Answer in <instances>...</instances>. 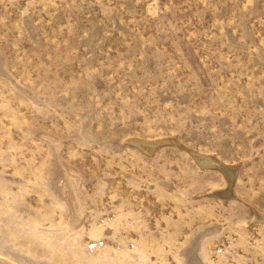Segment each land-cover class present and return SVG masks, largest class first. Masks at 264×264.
<instances>
[{
	"label": "rangeland",
	"instance_id": "obj_1",
	"mask_svg": "<svg viewBox=\"0 0 264 264\" xmlns=\"http://www.w3.org/2000/svg\"><path fill=\"white\" fill-rule=\"evenodd\" d=\"M263 216L264 0H0V264H264Z\"/></svg>",
	"mask_w": 264,
	"mask_h": 264
},
{
	"label": "bare ground",
	"instance_id": "obj_2",
	"mask_svg": "<svg viewBox=\"0 0 264 264\" xmlns=\"http://www.w3.org/2000/svg\"><path fill=\"white\" fill-rule=\"evenodd\" d=\"M174 138V137H173ZM176 138V137H175ZM137 139V138H136ZM168 139H170L171 140V138H168ZM165 140V139H164ZM164 140H160V141H158V142H150V141H142V139L140 140V141H136V143L138 144V145H140L141 147H143V148H145V149H147V151L149 150H151V149H155V147L158 145L159 146V144H161ZM133 141V140H132ZM167 141V140H166ZM171 141H173V139L171 140ZM176 141V140H175ZM168 142H170L169 140H168ZM174 142V141H173ZM173 142H171V143H173ZM178 142V141H177ZM167 143V142H166ZM180 144L182 143V142H179ZM175 144H178V143H175ZM184 147H186V146H184ZM191 150V149H190ZM193 150V149H192ZM144 151H146V150H144ZM154 151V150H153ZM151 152V151H150ZM190 152V151H189ZM193 152V151H192ZM152 153V152H151ZM193 154V153H192ZM194 157H195V159L196 160H198L199 162H203V165L205 166V165H207V166H213V167H216V168H218V170L224 175V176H226L225 177V179L227 178V180H229V182H231V184H232V181L235 179V177H236V174H237V167H236V165H234V163H233V165H231V164H229L228 162H224V161H222L221 159H219L215 154H207V153H202V152H194ZM235 164H237V163H235ZM202 165V164H201ZM202 165V166H203ZM235 181V180H234ZM233 181V182H234ZM228 184H230V183H228ZM229 187H231L230 185H229ZM229 190V189H228ZM224 191V190H223ZM219 193V192H218ZM224 193V192H223ZM222 193V194H223ZM224 195V194H223ZM230 195H231V193H230ZM230 195H229V197H230ZM220 196V195H219ZM225 196V195H224ZM226 197H228L227 195H226ZM263 215V214H262ZM258 218V217H257ZM264 218V216L263 217H260V218H258V219H263Z\"/></svg>",
	"mask_w": 264,
	"mask_h": 264
}]
</instances>
